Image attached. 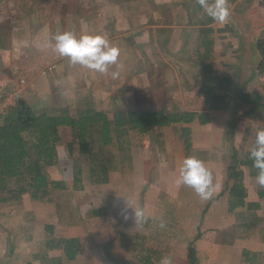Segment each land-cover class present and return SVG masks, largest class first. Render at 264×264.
I'll return each instance as SVG.
<instances>
[{
  "label": "crops",
  "instance_id": "0c3cea01",
  "mask_svg": "<svg viewBox=\"0 0 264 264\" xmlns=\"http://www.w3.org/2000/svg\"><path fill=\"white\" fill-rule=\"evenodd\" d=\"M174 1L0 0V101L10 105L22 97L35 112L91 108L111 118L123 108L135 109L139 100L168 101L169 87L181 103L203 100L205 69L233 81L224 90V108L202 111L208 123L184 124L191 155L214 177L208 200L175 182L186 158L181 126L129 131L121 170L105 181L91 175L97 163L80 152L71 128L60 126L57 162L47 174L62 185L44 198L24 195L19 204L0 203V264H51L57 258L62 264H159L164 256L187 264L191 241L197 264H264V190L239 162L249 160L245 154L264 127V121L244 115L256 96L264 103V72L257 70L264 0L228 1L234 15L210 24L200 23L208 18L203 9ZM65 31L107 38L119 51L108 74L55 54L52 37ZM71 164L72 177L65 173ZM239 182L244 198L236 205L231 188ZM125 203L144 209L143 227L135 226ZM160 219L164 229L157 226ZM68 238L79 244L72 260L59 242Z\"/></svg>",
  "mask_w": 264,
  "mask_h": 264
},
{
  "label": "trees",
  "instance_id": "16d2710c",
  "mask_svg": "<svg viewBox=\"0 0 264 264\" xmlns=\"http://www.w3.org/2000/svg\"><path fill=\"white\" fill-rule=\"evenodd\" d=\"M234 2L236 0H228ZM201 10L197 2L195 7ZM198 22V21H196ZM213 20H200L202 24H210ZM189 23L191 21L189 20ZM206 31L211 32V29ZM205 44H208L207 47ZM211 41L204 43L206 52L210 53ZM257 48L261 61L257 67L260 73L264 72V39L258 40ZM233 81L229 77L214 76L203 71L200 93L203 95L204 110H218L227 104L225 89L230 88ZM247 118L264 121V103L259 97L251 102V107L244 113ZM197 119L200 124L209 122L207 112L181 111L172 112L162 107L159 110L135 108L116 112L110 118L101 111L91 108L78 109L76 114H70L65 107L56 113L47 111L35 112L27 101L17 97L7 110L0 114V203L19 204L24 195L32 198H44L50 188L60 187L62 182L50 180L47 167L56 164V146L60 141L58 128L68 126L73 133V140L80 152L89 154L96 167L91 168V175L99 176L105 181L111 173L120 172L123 155L128 143L129 131L146 134L154 127L181 126L186 157L191 155L189 124ZM95 148L92 150L90 147ZM233 160L237 163L238 158ZM249 168L251 176L256 177L257 169L253 168L252 161H239ZM264 188H260V192ZM232 196L238 198L236 205L243 204V186L239 182L231 188ZM237 195V196H236ZM64 257L72 260L79 251L77 239L60 240ZM194 241L188 244L187 264H197ZM51 264H62V259L52 260ZM143 264H150L149 262Z\"/></svg>",
  "mask_w": 264,
  "mask_h": 264
},
{
  "label": "clouds",
  "instance_id": "9594fccd",
  "mask_svg": "<svg viewBox=\"0 0 264 264\" xmlns=\"http://www.w3.org/2000/svg\"><path fill=\"white\" fill-rule=\"evenodd\" d=\"M205 14L214 22L225 23L230 16L228 0H197ZM50 44L52 51L60 57H66L71 65H80L91 71L108 74L110 65L117 62L119 51L110 45L107 38L101 35H81L77 37L73 32H58L52 37ZM113 79L119 77L118 72L111 73ZM252 161L253 168L257 169L255 177L260 188H264V127L255 133L254 144L250 151L245 154ZM213 174L205 163L194 156L186 157L178 170L176 184L190 187L202 199L208 200L213 194ZM126 204V203H125ZM135 226L143 227L148 217L141 207H131ZM125 215V219H128ZM159 228L164 229L166 222L160 219ZM159 264H173L170 256L161 258Z\"/></svg>",
  "mask_w": 264,
  "mask_h": 264
},
{
  "label": "rangeland",
  "instance_id": "374dc122",
  "mask_svg": "<svg viewBox=\"0 0 264 264\" xmlns=\"http://www.w3.org/2000/svg\"><path fill=\"white\" fill-rule=\"evenodd\" d=\"M177 1H178L179 4H183V8H187L188 7L190 9H194L196 7V5H197V0H177ZM171 3H175V1L171 0ZM232 10L233 9H230V16L234 15V13L231 12ZM238 11H239V8H236V11H235L236 15H238ZM231 19H232V17H231ZM230 21L231 20H229V22ZM232 25L235 26L234 23H232ZM54 66H55L54 64L51 65V68L53 69ZM173 90L174 89L169 87V92H170L169 97H171V98L168 101L163 100V98H162L163 96H162V97H160V98H162V100H160V101L149 100V101L141 102L139 100V101H137V104L135 106H136V108H146V109H151V110H159L162 107H164L167 110L172 111V112L193 111V110H198V112H202L204 110V102H203V100H198V101H194V102L193 101H187L185 103H181L180 101H178L175 98V96L173 97L174 94L171 93V92H173ZM76 109L78 110L80 108L77 107ZM123 109H125V108H123ZM123 109L121 111H126V110H123ZM190 109H193V110H190ZM6 110H4V111H6ZM121 111H119V112H121ZM76 156H77V153H75V157ZM73 161L76 164V160L74 159ZM78 162H79V165H80V163H81V165H83V161L81 159H78ZM71 166H70L71 169H69V171H67V172L65 171V173L70 174V176L72 177V173H74L73 172L74 167H73L72 164H71ZM76 167H77V164H76L75 168ZM61 169H62V167H61ZM167 204H169V205L170 204H175V201L172 202L171 200H168Z\"/></svg>",
  "mask_w": 264,
  "mask_h": 264
},
{
  "label": "built area",
  "instance_id": "2783aa9c",
  "mask_svg": "<svg viewBox=\"0 0 264 264\" xmlns=\"http://www.w3.org/2000/svg\"><path fill=\"white\" fill-rule=\"evenodd\" d=\"M9 106L10 104L8 102L0 101V114L4 113V110H6Z\"/></svg>",
  "mask_w": 264,
  "mask_h": 264
}]
</instances>
